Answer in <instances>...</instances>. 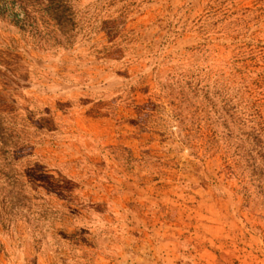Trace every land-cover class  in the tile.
I'll list each match as a JSON object with an SVG mask.
<instances>
[{
    "label": "rangeland",
    "instance_id": "rangeland-1",
    "mask_svg": "<svg viewBox=\"0 0 264 264\" xmlns=\"http://www.w3.org/2000/svg\"><path fill=\"white\" fill-rule=\"evenodd\" d=\"M232 106L264 119V0H0L25 197L0 264H264V184L199 110L220 132Z\"/></svg>",
    "mask_w": 264,
    "mask_h": 264
},
{
    "label": "trees",
    "instance_id": "trees-1",
    "mask_svg": "<svg viewBox=\"0 0 264 264\" xmlns=\"http://www.w3.org/2000/svg\"><path fill=\"white\" fill-rule=\"evenodd\" d=\"M194 82H186L188 89H192ZM192 85V86H191ZM198 86V83L196 84ZM229 107L228 101L227 105ZM207 107V106H206ZM210 107V106H209ZM203 112L204 124L209 128L210 148H216L217 152L223 150L229 164L240 170V175L244 179L253 181L258 185L264 184V119L258 111L251 110L250 107L239 108L232 106L225 111L228 120H222L219 124L221 131L218 132L209 121L205 107ZM3 111L0 110V219L6 216L8 203L21 202L25 197H21V187H17L19 175L13 172L15 165V155L13 150L18 147L21 136L13 134L15 126L7 123L2 118ZM206 127V128H207ZM211 127V128H210ZM11 130H13L11 132ZM235 130V131H234ZM244 139L243 143L237 140ZM248 174V175H246ZM10 186L14 195H2V186ZM5 187V188H7ZM18 188V190H16ZM18 192V193H17ZM19 202V201H18Z\"/></svg>",
    "mask_w": 264,
    "mask_h": 264
}]
</instances>
